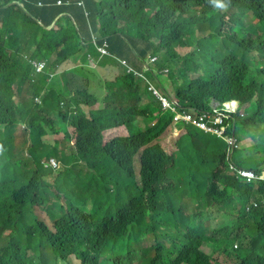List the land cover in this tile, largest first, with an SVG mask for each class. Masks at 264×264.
<instances>
[{
	"label": "trees",
	"instance_id": "16d2710c",
	"mask_svg": "<svg viewBox=\"0 0 264 264\" xmlns=\"http://www.w3.org/2000/svg\"><path fill=\"white\" fill-rule=\"evenodd\" d=\"M82 1L84 8L78 0H0V102L4 96L21 94L25 85L27 93L42 94L45 79L30 82L29 60L54 58L53 65L63 70L87 65V55L95 53L92 31L99 44L107 40L111 54L135 70H142L148 56L160 54L159 68H168L165 81L182 106L201 110L208 108L212 96L237 97L253 102L254 120L264 122V0H223L224 9L211 0ZM177 46L191 49L183 55ZM77 54L81 58L68 63ZM199 64L206 65V73L192 77ZM83 78L71 77L83 85L75 98L68 100L66 92L53 89L39 109L49 112L50 124L52 117L58 118L51 128L66 131L68 121L74 127V150L85 159L83 175L88 176L82 181L83 204L89 199L93 213L84 208L64 213L56 205L59 216L50 231L31 212L34 205L49 202L36 177V151L25 153L27 142H19L14 124L0 107V152L7 150L8 160L0 173L9 180L0 189V264H58L59 259L72 264V258L80 264H136V253L124 240L145 236L151 241L143 250V257L152 253L148 264H174L186 253L188 264H212L193 238L200 232L203 243L213 245L214 255L255 264L250 247L264 248V183L237 181L223 163L225 147L202 134L184 136L177 143L178 152L168 156L159 140L170 120L140 78L123 69L99 86L103 99ZM100 101L102 109L96 108ZM72 105L75 112L69 116ZM23 109L24 118L29 112ZM37 117L32 114V126ZM151 120L156 121L153 127ZM117 126H124L128 136L103 148L104 131ZM135 154L141 156L142 188L128 187L125 195L123 184L129 183ZM189 172L198 178L189 180ZM20 182L21 191L3 205L2 190ZM108 184L116 189L111 192ZM174 196L179 198L176 208L171 205ZM251 198L259 201L258 207L247 212L243 202ZM209 207L234 222L217 232V240L206 237L209 233L204 236L200 226ZM148 211L151 223L145 218ZM160 239L171 243L162 253ZM235 239L243 243L237 251L232 246ZM182 240L192 247L180 248L177 243Z\"/></svg>",
	"mask_w": 264,
	"mask_h": 264
},
{
	"label": "clouds",
	"instance_id": "9594fccd",
	"mask_svg": "<svg viewBox=\"0 0 264 264\" xmlns=\"http://www.w3.org/2000/svg\"><path fill=\"white\" fill-rule=\"evenodd\" d=\"M101 2L102 0H96ZM6 2V0H3ZM211 2L217 7L224 9L227 5L223 0H211ZM60 6L62 3L57 2ZM77 5L84 8V3L82 0H78ZM37 6H41L40 3ZM85 16L88 14L85 12ZM37 24L41 25L40 22L36 21ZM55 25V22L46 29H51ZM91 33V43L95 48L94 54L87 55V65L77 64L75 67L68 70H63L59 65H53L54 58L49 60H29L31 65L30 82L36 83L37 80L45 79L44 91L41 95L34 96L31 93H27L28 87L25 85L21 94H14L13 96H4V100L0 102V107L3 108L5 113L9 115L11 119V124H14V134L16 135L17 129L22 128L21 135L16 137L19 142L22 143L24 140L27 142V149L25 153L30 154L29 150L34 149L36 151V177L41 184L42 196L49 199L48 203L41 202V204L34 205L31 208V212L36 215L35 208H42L50 213L52 227L47 223L42 221L47 226V229L54 231L55 220L59 216L58 208L56 205L61 206L64 213L72 211L74 214L78 212L79 209L84 208L88 213H93L92 202L87 199L85 204H83L84 189H83V178L88 177L83 175L86 161L79 155L75 149V129L71 125L70 121L66 122V131H63L60 127L51 128L50 125L54 124L58 118L52 117L53 123L50 124L49 112L45 113L40 110L45 103V94L51 90L57 91L59 94L67 93L66 99L71 97H76L77 91L82 90L83 86L71 79V77H78L74 74H70V71L76 70L80 74L79 70L83 66H92L101 59L108 61L112 66L118 65L119 67L127 71V73L133 74L135 77L140 78L144 82V88L151 94L154 102L159 107L162 114L167 115V119L170 120L165 132L162 134L159 144L162 149L168 154V156H174L178 152L177 143L184 136H194L195 134H202L206 139H215L219 141L221 146L225 147L224 155L222 157L223 163L228 168V171L233 175V177L245 184H259L264 183V154L261 149H264L262 142L264 141V122H256L254 120V115L256 113V107L253 102H242L237 97H229L226 99H219L214 96L210 97L207 105L208 108L196 110L195 108H187L180 104L177 98L174 96L170 85L165 81V76L168 73V68H159V62L161 60L160 54H153V56H148L143 61V67L141 71L133 69L125 59L117 58L111 54L109 51V42L103 40L101 44L98 43L97 34ZM182 48L184 53H180L177 49ZM176 51L180 54H186L190 47L177 46ZM81 58V54L74 55L70 58L68 63L75 62L77 59ZM93 67V66H92ZM201 67L205 70L200 71ZM111 71H114L110 69ZM119 73V75L122 73ZM206 65L199 64V70L197 72H191L197 74L196 76L206 73ZM190 73V74H191ZM117 75V76H119ZM192 75V74H191ZM55 76H60L61 83L64 85L63 88L56 89L54 86L50 85L52 78ZM116 76V77H117ZM193 76L192 77H196ZM115 77V78H116ZM81 78V77H80ZM84 79V78H83ZM165 83L170 87L168 91L165 87ZM112 81V80H109ZM89 86H90V81ZM106 82V81H104ZM101 82L100 85L104 84ZM80 86V87H79ZM79 87V89H76ZM16 85H12V92H16ZM100 94H96L98 97L103 99L102 90L97 88ZM164 90V91H163ZM102 101V100H101ZM100 101V102H101ZM63 105V102L60 103ZM23 106V111H28L29 115L22 117V112L20 108ZM85 111H89L88 107L81 106ZM104 104H101L96 108L102 109ZM75 112V105H72L69 110V116ZM32 114H37V123L33 126ZM153 127L156 121H150ZM16 123V124H15ZM73 129L70 132L69 128ZM148 127V128H150ZM44 131V135L40 134ZM118 131H125V134L119 133ZM63 134V138L59 141L53 140L52 136L56 135L58 137ZM241 135L242 145L238 143L237 135ZM168 135V140L173 139L176 142L173 144V148L166 150L163 145V138ZM128 136V131L124 126L111 127L106 129L103 133L102 147H111L115 144V141L120 140V138ZM51 139H48V138ZM60 146H64L61 148ZM250 148V156L247 163L245 162L244 153H246ZM244 150V151H243ZM7 150H2L0 152V166L3 168L5 163L8 161L6 159ZM31 157V156H30ZM238 163L244 166H239ZM131 169V177L129 183L123 184V191L125 195L128 194V187H133L135 191H139L142 188V165L141 156L135 154V158L131 161L129 165ZM18 174L15 171H10ZM124 176L129 177L127 172L123 173ZM20 175V174H19ZM189 180L197 179L198 176L192 172L187 173ZM5 182H9L8 179H4L0 173V189L3 188ZM22 183L11 184L7 188L3 189L2 204L14 200L17 193L21 191ZM107 187L113 192L116 187L114 184H108ZM222 187V186H221ZM38 198V197H37ZM179 198L174 196L172 199V206L176 208ZM262 202V201H261ZM259 201L256 198H251L243 202V208L247 212L251 211V207H258ZM264 204V202H263ZM53 211V213H51ZM150 211L146 213V220L150 222ZM224 214L223 212H218L213 210V207L206 208L203 222L200 224L202 227V232L204 236L210 237L212 240L219 239V234L217 232L222 231L225 227L229 225L224 224ZM232 224L233 218L229 216ZM239 218L236 220L238 223ZM199 227V225H196ZM228 227V228H231ZM194 240L199 244L198 251L202 253L206 258H208L212 264H237L235 258H227L226 256L214 255L213 245L203 243V234L200 232L199 235L193 236ZM159 243L163 244V249H160V253L165 252L167 247H171V243L164 239H160ZM203 243V244H202ZM216 245L215 243H212ZM124 245L130 248L134 253H136L134 262L136 264H145L144 258H146V264H148L152 253H149L147 257H143V250L151 245V241L147 240V237H140L134 241L124 240ZM180 248L185 246L189 248L192 247L190 241L182 240L177 243ZM233 251H237L239 248H243V243L238 240H234ZM250 247V246H249ZM207 248L209 251L207 252ZM187 249V251H188ZM251 250V260L255 261V264H264V248H256ZM230 252L232 253L231 249ZM187 254V253H186ZM186 254L183 258L178 260L174 264H188L185 261ZM233 254V253H232ZM218 257V259H217ZM141 260L140 263L137 261ZM58 264H66L65 261L59 259ZM72 264H80V261H76L72 258Z\"/></svg>",
	"mask_w": 264,
	"mask_h": 264
},
{
	"label": "rangeland",
	"instance_id": "374dc122",
	"mask_svg": "<svg viewBox=\"0 0 264 264\" xmlns=\"http://www.w3.org/2000/svg\"><path fill=\"white\" fill-rule=\"evenodd\" d=\"M180 53H184V50L182 48H178L177 49ZM111 64L113 63H110V62H106L104 61V59H101L99 60L95 66L92 65V66H83V68H81L79 70L80 74L83 75V76H86L87 77V81H90V86H89V89L96 93V94H100V92L97 90V88H99L100 86V83L101 82H104V81H109V80H114L115 77L117 75H119V73L122 71V68L119 67L118 65L116 66H112L111 67ZM110 69L114 70V71H111ZM205 69L203 67H201V70L200 71H204ZM70 74H74L75 76H78L77 78H82V76H80L76 70H72L70 71ZM193 76H196L197 74L195 73H191ZM164 84H165V87L168 91H170V87L165 83V81L163 80ZM50 85L51 86H54L56 89H60V88H63L64 85L61 83V80H60V76H55L52 78V81L50 82ZM80 87V86H79ZM78 88V87H77ZM101 103H99L97 105V107L100 105ZM70 132H73V129L70 127L68 129ZM21 131H22V128H18L17 129V132H16V135L17 136H20L21 135ZM119 133H123L125 134V131H118ZM53 140L55 141H59L63 138V134H61L60 137L54 135L52 136ZM168 135H165L164 138H163V145L164 147L166 148V150H169V149H172L173 148V144L176 142L175 140L173 139H170L168 140ZM237 138H238V143L239 145L241 146L242 145V138H241V135H237ZM48 139H51L50 137ZM262 146L264 147V141L262 142ZM61 148H63L64 146H60ZM244 151V150H243ZM252 151V148H250L246 153H244V158H245V162L247 163L248 161V158L250 156V152ZM261 152L264 154V149H261ZM35 211H36V215L38 216V218L42 221H44L45 223H47L50 227H52V221H51V217H50V213L47 212L46 210L42 209V208H35ZM53 213V211L51 212ZM232 224L230 218H228L227 216H224V224L223 225H229L228 227H231L230 225ZM206 251L208 252L209 250L207 248H205Z\"/></svg>",
	"mask_w": 264,
	"mask_h": 264
}]
</instances>
